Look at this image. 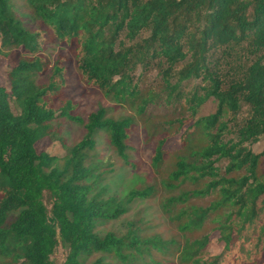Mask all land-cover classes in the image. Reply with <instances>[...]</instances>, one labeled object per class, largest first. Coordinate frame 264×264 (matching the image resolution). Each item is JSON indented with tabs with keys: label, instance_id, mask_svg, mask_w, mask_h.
I'll use <instances>...</instances> for the list:
<instances>
[{
	"label": "trees",
	"instance_id": "1",
	"mask_svg": "<svg viewBox=\"0 0 264 264\" xmlns=\"http://www.w3.org/2000/svg\"><path fill=\"white\" fill-rule=\"evenodd\" d=\"M25 1L44 29L27 30L13 1L0 0V57L24 51L8 71L9 90L0 85L2 264H51L57 235L68 245L62 264H83L80 257L95 252L114 254L120 264H162L174 255L180 264H264V160L249 146L264 135V0ZM45 33L70 48L82 80L115 103L130 102L139 114L150 104L179 108L174 118L152 125L153 132L168 126L170 134L186 125L158 186L103 197L98 185L109 168L95 159L94 133L103 131L127 163L133 118L116 119L100 108L84 122L71 113V100L54 107L65 68L56 61L48 81L36 84L48 65ZM152 69L158 82L139 85ZM209 99L216 110L196 117ZM57 117L83 124L85 137L64 146L63 156L38 153L35 143L53 134ZM170 134L155 143L156 172ZM99 169L104 173L86 182ZM159 186L175 230L169 237L142 234L140 220L130 221L121 236L95 233L97 220H116L133 200L157 195ZM210 230L221 243L216 254L207 249Z\"/></svg>",
	"mask_w": 264,
	"mask_h": 264
},
{
	"label": "rangeland",
	"instance_id": "2",
	"mask_svg": "<svg viewBox=\"0 0 264 264\" xmlns=\"http://www.w3.org/2000/svg\"><path fill=\"white\" fill-rule=\"evenodd\" d=\"M13 9L17 16L21 19L24 27L29 31L42 30L39 18L35 16L29 4L25 0H12ZM45 43L43 56L46 57L48 65L46 69L36 76V84H45L48 81L51 66L59 61V64L65 68V86L62 88L61 96L56 97L53 106L58 108L65 100H71L75 104V108L71 110L72 114L79 115L84 122L90 113L96 112L100 108H108V114L116 119L126 116L133 118L132 125L128 131L127 138V163H125L109 145L106 134L103 131L94 133L93 139L95 143L94 156L98 163L104 164L107 171L103 175V179L98 187L105 189L103 197L123 198L129 190L133 188H142L147 184L155 183L159 185V175L163 172L167 165L172 161L174 151L182 145L180 133L185 129L186 125L180 129L178 133H169L168 126L156 132H153L152 125L158 124L162 120H168L175 117L174 113L179 111L175 105H148V107L139 114L133 104L115 103L106 97L103 92L96 86L85 82L80 77L76 68L75 54L65 44H61L57 39L53 38L50 33H45ZM24 55L22 48H14L5 56L0 57V85L9 90L8 71L17 64L19 58ZM139 70H137V73ZM159 80V73L152 69L145 73L139 85L151 87ZM195 82V81H194ZM14 112H18L13 101L10 102ZM216 110V101L209 99L199 106L196 117L213 113ZM246 112V107L242 106L241 111L237 114L241 120ZM53 134L44 137L35 143L36 151L46 152L63 156L65 154L64 146H73L80 142L86 135L84 125L66 118L57 117L52 122ZM191 123V122H190ZM188 123V125L190 124ZM153 132V133H152ZM162 133L170 134L164 144L167 152L164 155V163L160 167L161 172H156L151 166V158L154 154L155 143ZM255 153H261L264 160V135H261L257 141L249 144ZM104 173L102 169L96 170L91 178L86 182H91L97 174ZM166 196V192L159 186L158 194L145 199H135L129 205L127 212L116 220H97L95 222V233L103 236L106 232L111 231L116 235H123L128 223L134 220H140L142 225L141 233L151 235L160 233L162 237L167 238L172 234L174 225L169 221L168 216L162 208V198ZM44 202L49 209L51 201L44 196ZM17 212L9 214L8 220L16 217ZM208 251L210 254H216L220 251L221 243L218 234L210 230ZM68 250L67 243L57 235V244L50 255L51 264H62L65 260ZM172 256V261L168 257H164L162 264H180L176 258ZM81 258L83 264H93L96 260H100L105 264H120L119 259L114 254L104 252H95L91 255H84ZM2 264V259H0Z\"/></svg>",
	"mask_w": 264,
	"mask_h": 264
}]
</instances>
